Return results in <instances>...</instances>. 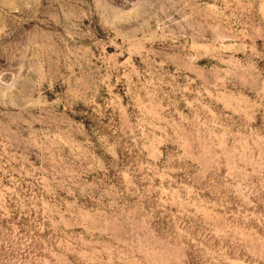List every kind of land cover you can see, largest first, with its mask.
I'll use <instances>...</instances> for the list:
<instances>
[{"label": "rangeland", "instance_id": "obj_1", "mask_svg": "<svg viewBox=\"0 0 264 264\" xmlns=\"http://www.w3.org/2000/svg\"><path fill=\"white\" fill-rule=\"evenodd\" d=\"M0 264H264V0H0Z\"/></svg>", "mask_w": 264, "mask_h": 264}]
</instances>
